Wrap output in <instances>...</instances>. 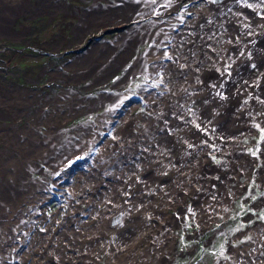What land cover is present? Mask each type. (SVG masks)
<instances>
[{
	"label": "rangeland",
	"instance_id": "1",
	"mask_svg": "<svg viewBox=\"0 0 264 264\" xmlns=\"http://www.w3.org/2000/svg\"><path fill=\"white\" fill-rule=\"evenodd\" d=\"M11 1L0 264H106L111 242L114 264L151 261L138 227L153 184L184 194L150 214L157 240L172 232L161 264H239L233 248L264 264V0Z\"/></svg>",
	"mask_w": 264,
	"mask_h": 264
},
{
	"label": "bare ground",
	"instance_id": "2",
	"mask_svg": "<svg viewBox=\"0 0 264 264\" xmlns=\"http://www.w3.org/2000/svg\"><path fill=\"white\" fill-rule=\"evenodd\" d=\"M124 1H126V0H124ZM3 2H5L6 4H7V6H12V4H13V2L11 1V0H3ZM12 2V3H11ZM5 3H3L2 5H0V15H7V14H5V13H2V9H3V6H4V4ZM125 4L122 6V9L124 10V11H127V8H135L136 6H138V11L140 12V11H143V10H145L147 7H149L151 4H153L152 2H151V0H148L147 2H140L139 0H132V1H130L129 3H126V2H124ZM99 9H101V10H105L106 11V13H107V11L109 10L110 11V9L112 10H114V7H113V5H111L110 3L109 4H107L106 5V7H104V8H99ZM9 16L7 17V20L9 21V25L7 26V25H5L4 24V22H5V20H6V18H1L0 17V29H1V31H0V33L1 32H6L7 30H9V32L8 33H6V34H10V35H18V33L17 32H15L13 29L11 30V26H10V23H11V21H12V18L14 17V15H15V12H13V13H11V14H8ZM202 19L205 17V15H199ZM195 20L196 19H194L192 22H191V25L193 24V23H197V22H195ZM114 22H118V23H120L121 22V20H116V21H114ZM90 23L89 22H87V21H83V25H86V27L89 25ZM252 37L253 38H255L256 39V37H260V36H263L264 35V27H262V28H259V29H257V28H255L254 30H253V32H252ZM255 44V45H254ZM259 48V46H258V41L257 40H254V43H253V47H252V49L253 50H257ZM258 52H259V50H258ZM95 55V54H94ZM94 55H93V57H94ZM97 55H98V57H99V59L101 58V56H100V53L99 52H97ZM171 55H173V54H171ZM255 55V54H254ZM257 58H254V62L257 64ZM185 63V62H184ZM106 65H108V64H106ZM109 66V65H108ZM187 66V64L185 65V67ZM110 67V66H109ZM137 65L136 64H134L133 66H131L130 68H129V71H128V73L130 74L131 72H135L136 70H137ZM183 68V67H180V70H182V69H187L188 67H190V65L188 64V67L187 68ZM262 91L264 92V90L262 89ZM256 96H255V94L253 95V97H252V99L255 101V102H257V98H255ZM101 97H97V100L98 99H100ZM1 102V101H0ZM7 103V102H6ZM6 103H4V104H6ZM9 103V102H8ZM60 116V115H59ZM248 163H250V161L248 162ZM204 163L202 164V165H200L199 166V168H195V170L194 171H197V172H202V170H203V167H204ZM264 175V173H259V175L258 176H260V177H258L259 179L261 178L262 179V176ZM177 184H178V187H179V185L181 184V182L180 181H177L176 182ZM175 183V184H176ZM152 187H155L157 190H156V192L157 193H160V196L161 195H163V197H161L160 199H158V200H156L155 201V203L154 204H152L151 205V209H150V214H157V216H159V215H161L162 213H164V211H165V206H167V205H170V203H172V200H174V199H176V198H182V196L184 195V194H182V195H180V194H175V192L174 193H170V192H172L171 190L172 189H169V190H166V189H163V186H160V188H159V186H157V185H155V184H153L152 185ZM186 191H188V192H190V189L189 190H186ZM165 192V193H164ZM167 195V196H166ZM169 199H171V200H169ZM140 210V209H139ZM139 210H137L138 211V213H140V211ZM160 210V211H159ZM162 212V213H161ZM137 212H136V214H135V209H134V211L132 212V214H130V216L126 219L127 221L129 220V221H132L133 223H134V220H135V216H139V215H137L138 214ZM150 214L149 215H145V213H143L142 215H145L144 217L145 218H143V223H142V226L140 225L138 228V230H139V232L141 233V235H140V237H141V239L144 241V244H145V246L144 247H146V248H144V250H150V251H155L156 252V256H154L153 257V259L150 261H148L147 263H144V264H161V263H163L165 260H166V256L164 255V253H160V251H159V248L160 249H168V250H170V246H171V240H172V232H171V235H167V236H164L163 237V240H157L158 238H157V236H158V230H157V234H156V236H154L152 233H151V230H150V227L152 226V218H151V216H150ZM163 216V215H162ZM164 217V216H163ZM164 218H166V217H164ZM206 222H208V220H206ZM259 226H264V225H259ZM111 230H113V231H111ZM110 231L111 232H118V231H115V229L114 228H111L110 229ZM120 235H122V237L121 238H124L126 235H125V233H121ZM170 238V239H169ZM140 239V240H141ZM150 239H153V240H150ZM159 241L161 242L160 244H159ZM120 243H114V242H111L110 244H109V246H108V252L109 251H111V252H109L108 253V260H107V263L106 264H114L116 261H117V258L118 257H124L125 256V253L124 252H121L122 254H121V256H119V253L117 254V253H115L114 252V250H115V248L117 247V245H119ZM149 246V247H148ZM154 246H157L158 247V249H156L155 250V248H154ZM143 249V248H142ZM237 249L238 248H236V249H232V255H233V257L234 258H236V260H237V262L240 264V262H241V258L243 257H247V256H243V255H239L238 254V251H237ZM244 250H246V249H244ZM164 258V260L162 261V259ZM70 263L71 264H76L75 262H74V259H70ZM132 264H138V262H137V259H135V257H134V259H133V263ZM221 264H229V262L228 261H225V262H221Z\"/></svg>",
	"mask_w": 264,
	"mask_h": 264
},
{
	"label": "snow or ice",
	"instance_id": "3",
	"mask_svg": "<svg viewBox=\"0 0 264 264\" xmlns=\"http://www.w3.org/2000/svg\"><path fill=\"white\" fill-rule=\"evenodd\" d=\"M151 2L153 3V4H155L156 3V0H151ZM171 2H172V0H168V4H171ZM213 2H215V0H213ZM165 7H167L168 5L166 4V5H164ZM185 7H187V6H185ZM74 163V162H73Z\"/></svg>",
	"mask_w": 264,
	"mask_h": 264
},
{
	"label": "flooded vegetation",
	"instance_id": "4",
	"mask_svg": "<svg viewBox=\"0 0 264 264\" xmlns=\"http://www.w3.org/2000/svg\"><path fill=\"white\" fill-rule=\"evenodd\" d=\"M15 14H17V13H15Z\"/></svg>",
	"mask_w": 264,
	"mask_h": 264
}]
</instances>
